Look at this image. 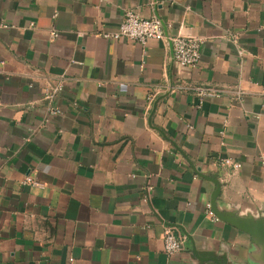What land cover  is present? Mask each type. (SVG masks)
Segmentation results:
<instances>
[{
    "label": "crops",
    "instance_id": "0c3cea01",
    "mask_svg": "<svg viewBox=\"0 0 264 264\" xmlns=\"http://www.w3.org/2000/svg\"><path fill=\"white\" fill-rule=\"evenodd\" d=\"M127 10L199 38L197 66L102 37ZM216 183L264 224V0H0V264H264L207 214Z\"/></svg>",
    "mask_w": 264,
    "mask_h": 264
},
{
    "label": "built area",
    "instance_id": "2783aa9c",
    "mask_svg": "<svg viewBox=\"0 0 264 264\" xmlns=\"http://www.w3.org/2000/svg\"><path fill=\"white\" fill-rule=\"evenodd\" d=\"M51 36H56V32L52 31ZM101 36L107 39L117 40L120 38L127 39L132 42H137L145 46L151 38L162 39L165 42H170L173 49V57L181 67H196L200 59V50L202 41L196 37H187L177 35L169 37L164 35L162 21L153 16L151 18H143L133 10H127L116 31L103 32ZM199 103L202 102L204 96L219 95L220 90L213 88H198ZM51 94L47 93L45 98H51ZM50 114L60 113V110L54 106L48 107ZM263 162V160H262ZM221 165H232L238 168L240 165L237 162H232L230 159L219 161ZM26 182L36 184L31 178L27 177ZM149 189V187L147 188ZM144 199H148V193ZM206 212L209 216L216 219L211 203L206 204ZM184 238L182 235L174 231L172 227L166 226L163 230V250L167 256H171L183 248Z\"/></svg>",
    "mask_w": 264,
    "mask_h": 264
},
{
    "label": "water",
    "instance_id": "95a60500",
    "mask_svg": "<svg viewBox=\"0 0 264 264\" xmlns=\"http://www.w3.org/2000/svg\"><path fill=\"white\" fill-rule=\"evenodd\" d=\"M219 194V184L216 183V190L214 194L212 195L211 208L214 213V215L225 222H228L238 228L239 230L246 232L249 234L253 239L259 240L264 244V224L258 223V224H251L248 221L245 220H239L237 217L229 215V214H223L219 212L215 206V199ZM215 259V258H214ZM224 264V263H219Z\"/></svg>",
    "mask_w": 264,
    "mask_h": 264
}]
</instances>
